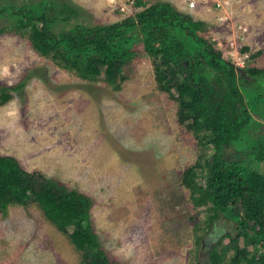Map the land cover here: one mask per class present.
<instances>
[{
	"label": "rangeland",
	"instance_id": "374dc122",
	"mask_svg": "<svg viewBox=\"0 0 264 264\" xmlns=\"http://www.w3.org/2000/svg\"><path fill=\"white\" fill-rule=\"evenodd\" d=\"M84 8L89 26L138 11L127 7L99 18ZM245 15L251 20L239 23L224 15L223 26L206 20L202 35L238 67L262 69L264 10ZM125 74L120 91L102 79L90 84L40 56L28 38L1 35L0 84H25L0 106V154L92 198L91 225L114 264H205L234 223L207 227L206 213L195 207L183 178L203 150L180 123L177 102L159 89L152 60L139 56ZM0 264L82 262L70 238L31 204L0 213Z\"/></svg>",
	"mask_w": 264,
	"mask_h": 264
},
{
	"label": "trees",
	"instance_id": "16d2710c",
	"mask_svg": "<svg viewBox=\"0 0 264 264\" xmlns=\"http://www.w3.org/2000/svg\"><path fill=\"white\" fill-rule=\"evenodd\" d=\"M136 7L121 21L89 26L88 10L74 0H0V36L26 37L56 66L114 91L129 79L128 65L148 56L159 89L177 102L180 123L203 150L183 178L195 207L207 227L234 223L205 264H264V68L238 67L202 35L206 22L169 1L137 0ZM24 84H0V106ZM31 204L70 238L82 264H114L92 228V198L0 154V213Z\"/></svg>",
	"mask_w": 264,
	"mask_h": 264
},
{
	"label": "crops",
	"instance_id": "0c3cea01",
	"mask_svg": "<svg viewBox=\"0 0 264 264\" xmlns=\"http://www.w3.org/2000/svg\"><path fill=\"white\" fill-rule=\"evenodd\" d=\"M74 1L77 2L79 5H83L84 7L89 9L99 18H105L106 14H108V16H113L114 13L115 14L117 13L116 11H119L120 4L122 3L125 4V0H117L116 3H111L108 0H74ZM151 1L153 2L169 1L174 6H176L181 12L191 14L193 17L194 15L199 16L202 18L201 20H203L204 22H206L207 20L208 22H210V24L214 26H219V25L223 26L226 23H228V21L231 22L233 20L236 23L243 22L241 21L243 19H247L250 21L251 17L245 15L248 11L252 9L264 10V0H234L231 6L218 8L219 10L218 13L214 11V9H216V3L218 1H224V0H209L207 3L199 2L197 8L193 10L189 9L183 0H151ZM230 9L233 10L232 13H230L231 12ZM228 13H230L233 19H230ZM224 15L226 17H229V20L223 23L219 22L218 20L219 17H222ZM115 16L117 17L118 15H114V18L116 19ZM194 18L197 20L196 17ZM123 19H124L123 16H121V18H117L115 22L121 21ZM241 39H243V36ZM237 40L238 39H235L234 41Z\"/></svg>",
	"mask_w": 264,
	"mask_h": 264
},
{
	"label": "built area",
	"instance_id": "2783aa9c",
	"mask_svg": "<svg viewBox=\"0 0 264 264\" xmlns=\"http://www.w3.org/2000/svg\"><path fill=\"white\" fill-rule=\"evenodd\" d=\"M110 1L111 3H116L117 0H108ZM149 1V0H148ZM151 1V0H150ZM185 3H186V6L193 10L195 8H197L199 2H203V3H207L209 0H183ZM234 0H224V1H218L216 3V8H224V7H229L232 5V2ZM136 2L137 0H125V4H120L119 6V9L122 11L126 10L127 7H130V8H133V9H136V10H139L137 7H136ZM219 22H226L225 21V17L222 16V17H219ZM247 31V30H246ZM245 31V32H246ZM246 56H249L248 54H246Z\"/></svg>",
	"mask_w": 264,
	"mask_h": 264
}]
</instances>
